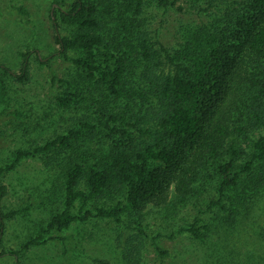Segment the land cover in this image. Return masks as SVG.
Listing matches in <instances>:
<instances>
[{
  "label": "trees",
  "instance_id": "16d2710c",
  "mask_svg": "<svg viewBox=\"0 0 264 264\" xmlns=\"http://www.w3.org/2000/svg\"><path fill=\"white\" fill-rule=\"evenodd\" d=\"M153 1L169 7L179 0ZM144 6L145 0H74L59 9L61 23L71 28L56 33L58 52L75 54L76 75L57 100L63 107L92 101V110L44 145L18 149L8 167L37 153L77 152L63 177V206L51 214L47 231L92 217L119 221L125 213L141 227L150 208L175 213L213 189L218 198L210 207L222 206L234 224L264 185V0H243L231 16L191 25L172 48L144 28ZM30 54H22L19 80L28 74ZM52 56L38 59L47 63ZM138 90L151 100L136 109L130 102ZM95 141L107 142L99 154L88 145ZM240 159L245 163L237 170ZM4 187L0 181V202ZM102 197L111 203L89 207ZM5 217L0 208L1 232ZM203 219L194 217L183 230L205 240ZM133 250L128 262L141 264V249Z\"/></svg>",
  "mask_w": 264,
  "mask_h": 264
},
{
  "label": "rangeland",
  "instance_id": "374dc122",
  "mask_svg": "<svg viewBox=\"0 0 264 264\" xmlns=\"http://www.w3.org/2000/svg\"><path fill=\"white\" fill-rule=\"evenodd\" d=\"M73 1L0 0V64L11 70L0 68V181L5 186L0 208L6 215L5 229L0 230V264H99L100 259L130 264L127 255L130 250L135 254L133 248L141 249V264H264V185L234 224L225 220L228 212L222 206L210 207V200L218 198L213 189L175 213L150 208L141 227L136 217L125 213L119 221L92 217L63 230L47 231L51 214L63 206V177L77 152L37 153L8 167L18 149L44 145L92 110V101L63 107L57 100L65 82L76 75L75 54H60L55 37L57 32H70L58 13ZM242 7L243 0H179L169 7L145 0L141 19L153 40L172 48L182 41L184 29L226 13L231 16ZM27 51H31L28 74L19 80L22 54ZM38 54L53 56L46 63ZM139 91L131 94L135 99L130 103L136 109L151 100L140 97ZM88 145L99 154L107 142ZM244 163L238 160L237 170ZM248 176L249 172L242 174L240 188ZM109 203L108 198H95L89 207ZM196 216L209 225L205 240L183 230ZM31 238L37 242L26 248Z\"/></svg>",
  "mask_w": 264,
  "mask_h": 264
}]
</instances>
